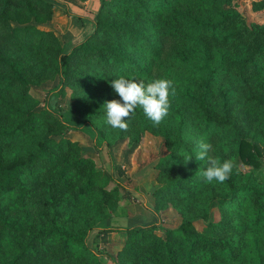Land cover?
<instances>
[{"label":"trees","instance_id":"1","mask_svg":"<svg viewBox=\"0 0 264 264\" xmlns=\"http://www.w3.org/2000/svg\"><path fill=\"white\" fill-rule=\"evenodd\" d=\"M66 3L74 0H0V253L9 250L0 264H37V260L43 264L37 239L45 238L61 240V258L79 244L83 248L79 255L94 256L86 247L88 232L57 226L65 201L60 190L73 184L76 164L59 168L63 143L49 136L63 130L83 131L91 136L96 151L110 160L113 127L102 129L106 126L104 119L94 122L91 114L79 109L78 96L74 95V111L85 119L80 125L64 121L52 109L50 100L63 96L73 86L88 92L94 85L111 86V81L120 76L174 82L177 94L170 98L169 114L159 126H154L139 107L126 123L127 132L132 130L133 136L137 130H146L164 137L169 154L163 169L168 167L179 174L166 179L171 184L167 188H186L183 202L188 211L183 212L174 229L156 224L99 229L104 234L128 232L137 241L132 248L142 244L137 261L124 263L122 258L109 255L110 262L264 264V174L262 180L255 174L264 166V24H248L234 0H100L93 31L64 51L51 30L30 22L50 21L53 8ZM19 5L26 8L24 19L11 17V8L19 10ZM262 8L264 5L255 6L256 10ZM39 11L45 13L42 18ZM12 18L22 26L13 27ZM19 49L37 51L29 62L23 60L25 68L34 70L30 63L39 64L41 55L53 62L58 83L46 90L40 111L35 110V103H28L29 85L36 81L26 74L24 77L17 58L9 59ZM50 124H54L53 129L48 131ZM251 131L256 132L254 139L246 135ZM201 139L212 145L210 155L224 161L229 153L247 168L233 169L227 181L216 182L209 201L216 202L217 221L209 219L205 206L199 211L189 208L195 192L206 190L200 175L205 165L195 159ZM189 155L192 160L185 165L183 157ZM37 164L49 174V181L43 183L49 195L44 201L37 199V174L41 172ZM103 173L90 169L80 193L91 191L93 186H88ZM107 176L126 187L114 172ZM168 189L162 187L157 194ZM38 202L53 213L49 219L52 228H40L37 233V222L30 211L37 212ZM147 207L160 222L159 206ZM195 220L203 225L196 226ZM155 230H160L163 237ZM42 249L47 252L44 246ZM46 256L50 264H64L60 258L54 261L53 253Z\"/></svg>","mask_w":264,"mask_h":264},{"label":"rangeland","instance_id":"2","mask_svg":"<svg viewBox=\"0 0 264 264\" xmlns=\"http://www.w3.org/2000/svg\"><path fill=\"white\" fill-rule=\"evenodd\" d=\"M83 1L74 0L73 4L87 6L90 10L93 9L91 0L87 4L83 3ZM98 1L99 4L95 16L101 7L100 0ZM234 2L238 11L245 16L248 24H264V8L260 10L255 9L257 5H264V0H234ZM19 7V10L11 8V17L24 19L26 8L22 5H19ZM53 9L50 21L36 23L34 20H31L30 23L40 29L51 30L62 41L70 23L69 16L58 6H55ZM14 12H17L18 15L13 14ZM39 15L42 18L45 13L39 11ZM10 24L13 27L22 26L13 18L10 19ZM78 39L79 37L75 38L72 43L75 44ZM47 48L50 49V44H48ZM33 55H37V51L29 53V51L20 50L19 53H16L15 56H10L9 59L17 58V62L19 61L21 64L24 77L26 74V77L36 81L35 84L29 85L28 103H35V110L40 111L43 109L46 90L55 86L58 83V79L52 71L53 62L43 55L40 56L39 64L30 63V66L35 67L34 70L29 69V67L25 68L23 60L26 59L29 62ZM83 59H81V63H83ZM4 60L7 59L4 58ZM74 67L78 66L74 65ZM75 79L72 78L71 80ZM74 87H70L71 89L67 90L63 96L53 97L50 100L52 109L59 113L64 121L71 124L80 125L85 120L74 111L76 108V102L73 101L74 95L81 99L79 109L91 114V119L94 122H98L101 119L106 121L105 102L120 99L111 86L94 85L89 90L90 92L82 87ZM77 90H79L78 94ZM9 97L12 98V96ZM94 113L96 116H93ZM127 121H130V118ZM104 124L106 126H103L102 129L106 130L110 127L107 121ZM53 125H49L48 131L53 129ZM123 134L126 136L121 138L120 136ZM255 134V131L246 133L250 139H254ZM109 136L110 138L114 137V139L111 138L110 160L109 157L102 159L92 145L91 136L83 131L63 130L58 135L49 136L57 142L62 141L63 143L59 153L61 156L59 168H63L68 164H76V170L74 171L76 176L73 179V184L66 185L60 190V196L64 197L65 201L64 207L57 216V226L60 229L88 232L85 243L87 249L93 251L94 256H86L85 253L83 254L84 256L79 255L83 250L82 244H79L73 246L68 251V255L61 258L59 255L60 239L49 241L45 238L44 242L41 239H37L38 255L42 257L43 264H50L51 260L46 255L52 253L54 261L60 258L64 264H112L108 257L109 255L114 258H122L124 263L126 260L130 261L131 259L137 261L138 256L143 252V248H141L142 244L139 247L132 248L137 241L128 232L116 231L104 234L97 228H91L92 225L97 227L103 220L108 221L110 225L116 227H126L128 224H133L134 222V225H136L137 221L147 222L145 214L149 213L150 210L145 204L152 207L157 204L159 206L157 211L160 214L161 220L156 225L174 229L181 221L183 212L188 211L185 208L186 202H183L187 196L186 188L182 189L178 187L171 188L170 190L167 188L171 184L166 179L177 177L179 174L168 167L163 169L164 158L169 154L164 137L146 130H137L133 136L132 130L125 132L119 129L116 130L115 128H113L112 134ZM136 140L138 141L135 144ZM224 160H232L235 164L234 169L236 170L247 171V168L238 162L236 156H229V153H227ZM36 169L41 171L37 174V199L44 201L49 195L47 196L46 185L43 183L49 181V174H46V169L39 164H37ZM90 169L92 171L100 170L104 173L100 179H93L94 182L88 186V188L93 186L92 190L82 195L80 193L81 186L85 189ZM110 171L114 172V176L122 181L126 187L120 186L112 179L110 180L107 176V173ZM255 174L262 180L264 166L257 170ZM50 175H53V173ZM215 184V181L210 184L204 182L203 189L206 190L195 192L194 196L189 200L191 203L189 208L192 211H199L205 206L204 209L207 210L209 219L217 221L219 219V212L216 202L214 200L209 201L210 196L214 195L213 188ZM162 187L168 189V192L161 191L157 194ZM42 203H37L36 213L30 211V214L34 215L32 219L37 222V233L40 228H45L46 230L52 228L49 219H51L53 211L49 207H44ZM101 217L104 218L98 219ZM194 224L196 226L203 225L201 220H195ZM155 233L163 237L160 230H155ZM148 243H151L150 237ZM43 246L47 251L46 253L43 252ZM8 251V249H3L0 253V258L4 253L8 255ZM0 262H2V259ZM37 264L42 263L37 260Z\"/></svg>","mask_w":264,"mask_h":264},{"label":"clouds","instance_id":"3","mask_svg":"<svg viewBox=\"0 0 264 264\" xmlns=\"http://www.w3.org/2000/svg\"><path fill=\"white\" fill-rule=\"evenodd\" d=\"M111 87L120 99L105 102L106 121L111 127L125 132L129 127L126 120L138 107L154 126H159L169 114L170 98L177 94L174 82L165 78L146 82L144 79L120 76L111 81ZM212 150L210 143L203 139L198 141L195 159L205 165L200 175L205 183H224L230 178L235 164L232 160L221 161L218 157L210 155ZM183 159L186 165L192 157L189 155Z\"/></svg>","mask_w":264,"mask_h":264},{"label":"crops","instance_id":"4","mask_svg":"<svg viewBox=\"0 0 264 264\" xmlns=\"http://www.w3.org/2000/svg\"><path fill=\"white\" fill-rule=\"evenodd\" d=\"M83 1V0H82ZM90 0H84L83 3L87 4V2ZM98 0H91L92 3V10H90L87 6L82 5H74L73 3H66V4H58L57 6L63 9L65 12H67L69 16V26L68 30L65 33L62 42V47L64 51H68L70 47L72 46V41H74L75 38L79 37L78 41H82L84 38H86L94 29L93 19L95 17V12L98 7ZM57 8V7H56ZM69 44L67 45V43ZM102 159H106V156L104 153H98ZM147 207V204H145ZM148 208V207H147ZM145 217L147 218V222L144 221H137L136 225L140 224H157L159 219L157 216H155L151 211L149 213L145 214ZM139 222V223H138ZM135 222L132 224H128L126 227L129 226H135ZM108 227H116L113 225H110L108 221H101L99 225L96 227L98 230L101 228H108ZM119 227V226H117Z\"/></svg>","mask_w":264,"mask_h":264}]
</instances>
